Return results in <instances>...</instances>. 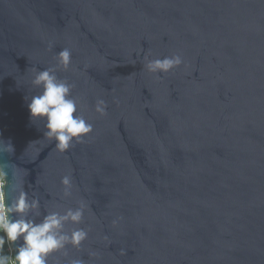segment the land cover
<instances>
[{"label": "water", "instance_id": "1", "mask_svg": "<svg viewBox=\"0 0 264 264\" xmlns=\"http://www.w3.org/2000/svg\"><path fill=\"white\" fill-rule=\"evenodd\" d=\"M65 47L94 131L61 153L26 97ZM0 175L6 209L86 204L50 264H264V0H0Z\"/></svg>", "mask_w": 264, "mask_h": 264}, {"label": "clouds", "instance_id": "2", "mask_svg": "<svg viewBox=\"0 0 264 264\" xmlns=\"http://www.w3.org/2000/svg\"><path fill=\"white\" fill-rule=\"evenodd\" d=\"M54 45L50 42L49 48ZM54 66L33 68L31 84L39 89L37 94L26 97L30 119L45 123L44 135L55 141L61 153L68 151L76 143L82 142L94 131V125L80 111V100L73 95L75 85L61 78L58 71H67L72 66V50L68 47L55 56ZM145 67L155 74H167L183 64L180 54L149 58L145 56ZM95 111L106 115L107 102L99 98ZM9 147L12 145L9 143ZM64 197L72 195V177L61 179ZM86 204L64 209L48 210L40 213L38 199L28 200L21 193L14 206L0 210V264H50L52 257L59 253L67 255V246L80 249L88 232L79 227L83 222ZM36 217H40L37 219ZM115 223V222H114ZM72 225L71 230L67 226ZM15 248L14 255L4 252L5 244ZM69 264H84L80 259H72Z\"/></svg>", "mask_w": 264, "mask_h": 264}, {"label": "built area", "instance_id": "3", "mask_svg": "<svg viewBox=\"0 0 264 264\" xmlns=\"http://www.w3.org/2000/svg\"><path fill=\"white\" fill-rule=\"evenodd\" d=\"M3 186H4V181L0 175V210L6 209L5 199H4V194H3Z\"/></svg>", "mask_w": 264, "mask_h": 264}, {"label": "trees", "instance_id": "4", "mask_svg": "<svg viewBox=\"0 0 264 264\" xmlns=\"http://www.w3.org/2000/svg\"><path fill=\"white\" fill-rule=\"evenodd\" d=\"M4 252H5L6 254L13 255V253H12V249H11V247L9 246L8 243L5 244Z\"/></svg>", "mask_w": 264, "mask_h": 264}]
</instances>
